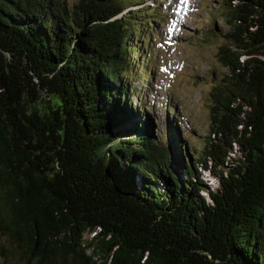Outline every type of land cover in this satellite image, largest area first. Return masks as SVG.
<instances>
[{
	"label": "trees",
	"instance_id": "1",
	"mask_svg": "<svg viewBox=\"0 0 264 264\" xmlns=\"http://www.w3.org/2000/svg\"><path fill=\"white\" fill-rule=\"evenodd\" d=\"M222 4L226 71L210 91L202 145L189 152L176 120L158 141L134 106L130 80L150 75L146 27L155 32L159 12L123 0H0L4 255L264 264V0Z\"/></svg>",
	"mask_w": 264,
	"mask_h": 264
},
{
	"label": "rangeland",
	"instance_id": "2",
	"mask_svg": "<svg viewBox=\"0 0 264 264\" xmlns=\"http://www.w3.org/2000/svg\"><path fill=\"white\" fill-rule=\"evenodd\" d=\"M66 1L72 5L78 0ZM134 1L123 3L131 5ZM137 1L130 8L139 12L144 6V10L159 12L163 21L156 25L155 32L146 27L150 43L141 70L145 68L150 75L147 79L142 76L130 80L131 88L140 96L135 98L134 106L140 114H150L158 141L166 139L169 121L173 119L186 149L199 150L211 122L210 91L226 71L217 56L219 47L227 43L224 35L229 30L222 15L223 0ZM148 19L151 20L142 21ZM168 106L175 111L169 113ZM90 240L91 235L86 234L85 244ZM1 244L9 247V242L0 237V264H19L13 256L2 253ZM87 253L98 263L105 261L94 246Z\"/></svg>",
	"mask_w": 264,
	"mask_h": 264
}]
</instances>
